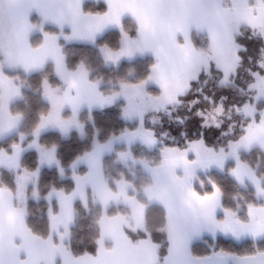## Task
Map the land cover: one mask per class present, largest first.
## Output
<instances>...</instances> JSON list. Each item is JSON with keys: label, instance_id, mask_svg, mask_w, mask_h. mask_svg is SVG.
<instances>
[{"label": "snow or ice", "instance_id": "snow-or-ice-1", "mask_svg": "<svg viewBox=\"0 0 264 264\" xmlns=\"http://www.w3.org/2000/svg\"><path fill=\"white\" fill-rule=\"evenodd\" d=\"M26 91L42 104L27 127L13 107ZM98 111L123 122L103 141ZM89 128L90 146L63 160L59 140ZM137 143L156 156H136ZM116 144L127 171L113 176ZM261 160L264 0H0V264H264ZM81 211L94 234L77 251ZM220 237L239 250H199Z\"/></svg>", "mask_w": 264, "mask_h": 264}, {"label": "trees", "instance_id": "trees-1", "mask_svg": "<svg viewBox=\"0 0 264 264\" xmlns=\"http://www.w3.org/2000/svg\"><path fill=\"white\" fill-rule=\"evenodd\" d=\"M69 57H73V53L76 54V58L80 56H86L89 60V62L93 65V67H96L100 64V60L98 55L96 54L95 50L90 48H75V47H69L67 49ZM145 60H138L136 62V68L137 71H139L140 67L145 64ZM128 65L121 66L118 70H112V69H100L103 72L111 73L113 75L115 74H124L127 71ZM27 103H25L24 100L18 101L16 104L13 105L14 109L22 110L26 113V120L24 122L25 127H27L34 119H35V112L36 109L39 107H42V104L39 100V97L35 94H33L31 91H26L25 93ZM87 113H84L82 115V119L86 118ZM95 119L97 123V127L100 129V140L103 141L105 137L108 135L109 131L117 130L120 127H122L123 122L120 121L117 116L115 115H106L103 112H96L95 113ZM128 127H135L134 123H131L128 125ZM89 138L86 141H81L78 137V135L73 132L71 137L68 140H59V143L61 144L60 148V156L63 160L68 161L70 160L77 152L81 151L84 148H87L90 146L91 136H92V129H88ZM57 139H59L57 137ZM118 149V148H117ZM117 158L115 155H110L104 157V166H105V172L107 174H111L115 176L114 173H112V162L113 159ZM252 161V163H256V156L253 154L251 157H246ZM261 168L264 170V160H261ZM111 170V171H110ZM70 173H66L65 181L64 183H67V177ZM216 178L219 180L220 183L225 185L226 188L231 187V181L230 179L224 175L220 174L219 172L215 173ZM49 179L57 180L58 176L56 173L55 168L52 170L44 169L42 172V179H41V187L43 188ZM31 210V222L38 228H41L43 226V212H44V203L41 201L40 203H33L30 207ZM95 209H93V212ZM92 220V214L89 212L81 211L80 215L77 218L76 224L73 228V232L75 233V240L74 244H76L75 250H80V245L76 243L79 241L80 237H83L84 239V246H88L90 243V237L94 234V227L91 225ZM217 244L219 247H225V248H233L235 250H239L240 246L236 244L233 241H230L226 238L220 237L216 241H209L207 244L201 243L199 246V250L201 252L204 251V249L209 248L211 244Z\"/></svg>", "mask_w": 264, "mask_h": 264}, {"label": "rangeland", "instance_id": "rangeland-1", "mask_svg": "<svg viewBox=\"0 0 264 264\" xmlns=\"http://www.w3.org/2000/svg\"><path fill=\"white\" fill-rule=\"evenodd\" d=\"M124 150H126V146L124 144H116L115 145V150L111 154H106L105 157L106 156H110L112 154L116 156V152H118V151H124ZM132 151L138 157H140V156H148L149 158H151V157L156 156V153L154 151L153 152H148L139 143L135 144L132 147ZM113 160L114 161L112 162V165H111L112 173H114L115 175H117L120 171H127L126 169L123 168V166L119 162H116L117 161V158H115ZM132 170L135 171V173H136V183L137 184H140V183L144 182L147 179L146 174L144 173V171L141 169V167L139 165H137ZM129 178H131V177H129ZM150 218H152V210H150Z\"/></svg>", "mask_w": 264, "mask_h": 264}, {"label": "crops", "instance_id": "crops-1", "mask_svg": "<svg viewBox=\"0 0 264 264\" xmlns=\"http://www.w3.org/2000/svg\"><path fill=\"white\" fill-rule=\"evenodd\" d=\"M224 238V237H223Z\"/></svg>", "mask_w": 264, "mask_h": 264}]
</instances>
